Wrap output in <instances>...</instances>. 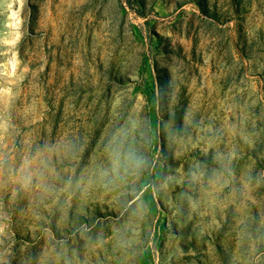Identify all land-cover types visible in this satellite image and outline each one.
Here are the masks:
<instances>
[{"label":"rangeland","instance_id":"1","mask_svg":"<svg viewBox=\"0 0 264 264\" xmlns=\"http://www.w3.org/2000/svg\"><path fill=\"white\" fill-rule=\"evenodd\" d=\"M0 264H264V0H0Z\"/></svg>","mask_w":264,"mask_h":264},{"label":"clouds","instance_id":"2","mask_svg":"<svg viewBox=\"0 0 264 264\" xmlns=\"http://www.w3.org/2000/svg\"><path fill=\"white\" fill-rule=\"evenodd\" d=\"M25 179H26L27 182H30L31 181V176L29 175Z\"/></svg>","mask_w":264,"mask_h":264},{"label":"trees","instance_id":"3","mask_svg":"<svg viewBox=\"0 0 264 264\" xmlns=\"http://www.w3.org/2000/svg\"><path fill=\"white\" fill-rule=\"evenodd\" d=\"M131 1H133V0H131Z\"/></svg>","mask_w":264,"mask_h":264}]
</instances>
